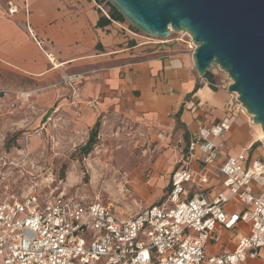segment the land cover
<instances>
[{
  "label": "built area",
  "instance_id": "built-area-1",
  "mask_svg": "<svg viewBox=\"0 0 264 264\" xmlns=\"http://www.w3.org/2000/svg\"><path fill=\"white\" fill-rule=\"evenodd\" d=\"M99 7L109 16L104 5ZM237 102L229 116L200 127L190 142L200 165L173 172L166 200L134 214L122 217L101 201L62 193L0 196L3 264H243L259 257L264 249V141L259 158L248 162L240 152L215 166L237 114L247 110ZM212 173L222 178L223 188L213 196L201 190L188 197L187 184L203 187ZM241 223L249 230L232 249L208 254L219 226L235 229Z\"/></svg>",
  "mask_w": 264,
  "mask_h": 264
},
{
  "label": "crops",
  "instance_id": "crops-1",
  "mask_svg": "<svg viewBox=\"0 0 264 264\" xmlns=\"http://www.w3.org/2000/svg\"><path fill=\"white\" fill-rule=\"evenodd\" d=\"M99 4L106 7L110 17ZM0 66L23 78L60 71L83 75L101 110L124 108L152 121L164 137L176 129L181 131L187 140L186 157L171 170L164 199L151 204L166 200L173 172L200 165L199 153L192 156L189 148L200 127L224 119L234 108L231 93L214 87V69L205 76L198 73L194 50L188 44L172 39L155 42L126 20L113 17L107 0H0ZM244 113L239 111L234 122L239 127L244 125ZM232 128L215 166L240 152L246 153L248 162L261 156L257 138L248 135L251 129L238 128L229 139ZM222 188V178L215 173L203 187L187 184L188 197L201 190L213 196ZM232 208L230 205L227 209L231 212ZM235 229L219 226L217 234L223 236ZM238 232L229 236L235 239L234 246L247 231ZM227 249L232 248L219 253ZM243 264H264V249H260L259 257Z\"/></svg>",
  "mask_w": 264,
  "mask_h": 264
},
{
  "label": "rangeland",
  "instance_id": "rangeland-1",
  "mask_svg": "<svg viewBox=\"0 0 264 264\" xmlns=\"http://www.w3.org/2000/svg\"><path fill=\"white\" fill-rule=\"evenodd\" d=\"M135 30L155 42L172 39L188 44L191 39L183 30L165 39ZM212 69L217 72L214 87L228 92L233 82L228 72L218 65ZM73 73L23 78L0 66V196L22 199L62 193L101 201L122 217L164 199L171 170L186 157L187 140L181 131L164 137L152 121L124 108L101 110L85 77ZM230 93L237 105L238 94ZM246 112L244 125L239 127L235 121L229 139L238 128L251 129L248 135L260 145L261 129ZM97 120L96 142L85 153L82 147ZM239 229L244 233L249 225L241 223L223 236L216 232L208 254L233 248L235 239L229 236L238 235Z\"/></svg>",
  "mask_w": 264,
  "mask_h": 264
},
{
  "label": "water",
  "instance_id": "water-1",
  "mask_svg": "<svg viewBox=\"0 0 264 264\" xmlns=\"http://www.w3.org/2000/svg\"><path fill=\"white\" fill-rule=\"evenodd\" d=\"M108 1L152 37L190 33L198 73L205 76L216 65L228 72L229 91L264 130V0Z\"/></svg>",
  "mask_w": 264,
  "mask_h": 264
},
{
  "label": "trees",
  "instance_id": "trees-1",
  "mask_svg": "<svg viewBox=\"0 0 264 264\" xmlns=\"http://www.w3.org/2000/svg\"><path fill=\"white\" fill-rule=\"evenodd\" d=\"M111 6L113 9V17H117V18L123 19V20L126 19L116 7H114L112 4H111ZM134 28L137 29L136 27H134ZM98 126H99V120H97V122L95 123V125H94V127L90 133V136L88 138L87 143L82 147L84 149L85 153H88L91 150L93 144L96 142V137L98 135Z\"/></svg>",
  "mask_w": 264,
  "mask_h": 264
},
{
  "label": "bare ground",
  "instance_id": "bare-ground-1",
  "mask_svg": "<svg viewBox=\"0 0 264 264\" xmlns=\"http://www.w3.org/2000/svg\"><path fill=\"white\" fill-rule=\"evenodd\" d=\"M188 34L191 35L190 33H188ZM257 124L260 127V129H261V137H264V130H263V127H262L261 123H257Z\"/></svg>",
  "mask_w": 264,
  "mask_h": 264
}]
</instances>
